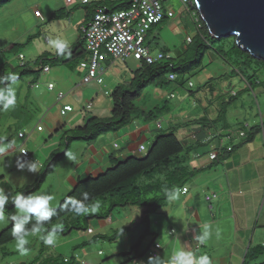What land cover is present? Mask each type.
<instances>
[{
    "label": "crops",
    "instance_id": "obj_1",
    "mask_svg": "<svg viewBox=\"0 0 264 264\" xmlns=\"http://www.w3.org/2000/svg\"><path fill=\"white\" fill-rule=\"evenodd\" d=\"M89 1V4L84 5L83 0H72L71 4H68L66 0H13L8 5L0 8V56L5 53L15 52L13 48L16 45L28 43L27 48L37 52L34 54L36 59L32 64H35L40 57L48 56L53 61L47 64L50 72L52 68L58 67L53 76V79L57 82V87L52 82L48 83V85H54L52 92L59 88V95L65 91L69 95L70 93L74 94L78 88L83 87V90L81 92L78 91L79 93L75 95L78 101L76 102L77 108H79V100L82 98L90 100L91 98V102L85 99L89 106L88 110L84 109L83 112L76 111L73 107L75 99L65 98L66 95H64L63 100L58 98L57 104L61 106V103H63L61 111L65 106H71L73 107V112L68 113L66 116H60L58 111L55 115L59 117L60 122H54L53 118H50L53 128H42V132L46 131L50 138L56 134H62L64 137L68 131L85 126L88 120L92 118L106 119L111 117L113 104L107 97H110L118 87L122 86V83H118L120 82L118 79H112L105 85L108 73L103 77L104 85L102 89L104 90V95L95 91V84L86 86L83 83L86 72L79 70L80 64L86 58L82 29L93 19L96 6H110L122 0ZM30 38L33 39L29 42ZM42 38L44 39L43 43L46 45L44 49L42 48L43 46L41 47L42 51L39 53L38 49L34 48L33 43L35 39L40 41ZM57 40L67 44L64 56H57L56 49L49 43V41ZM77 49H80L78 54L75 53ZM68 52H70V56ZM21 56L23 60H21ZM19 60L23 61L24 65L26 58L20 54ZM73 66L75 70L78 69V72L80 71L81 81L79 85H77L78 80L65 70V68H72ZM110 67H107V70ZM134 73H131V81L134 78ZM3 76L0 75V78ZM28 77H33L32 82L29 84L30 86L34 85V88L37 89L38 86L35 84L41 75ZM115 84L117 86L112 90ZM245 85L246 90L248 84L246 83ZM245 90L240 91V93L245 92ZM48 91L50 92L49 89ZM210 92L213 93L212 89H210ZM230 96L236 99L239 97V93L232 91ZM158 99L162 100L163 98L158 96ZM168 99H171V97ZM244 106V104H241V106L232 105L228 107L229 110L231 109L229 117L231 116L234 119L229 126L223 127V129H219L210 121V123H201L200 125H197L198 123L196 122V127L187 128L185 132H179L183 140L184 149L186 148L182 154V162L185 163L188 174H186L182 188L179 189L181 192L179 198L174 202H167L164 207L152 214L155 216L152 220L153 229L149 228L140 232L141 237H143L151 231L152 236L155 237L152 248H148L146 252L141 253V242H139V245L125 253H118L114 250V253L110 254L108 259L102 260L101 263L125 264L132 261L135 263L137 259L147 253L148 257H154L155 253L163 264H177L174 253L180 246L182 252L190 255L193 260H198L206 255L210 258L211 264H244L246 255L251 248L264 247V114L261 104H259L261 124H257L256 121H248L246 117L252 118L251 111L246 113ZM79 109L82 111L81 108ZM143 110L147 113L148 108ZM166 111H170V109L167 108ZM62 119L65 121L64 125L62 124ZM141 119L142 122L136 119L122 131L101 136L93 142L76 141L72 143L68 152L73 154L75 162H70L66 157L60 160L54 167L53 172L46 178L41 189L31 196L38 197L43 193L45 196L56 198L60 204L79 181L88 177H95L130 156L145 154L140 153L139 148L144 146L148 149L163 131V126L158 121L145 120V116ZM152 122H156V124ZM245 126H247V131L257 127L261 129L252 142L245 143L246 138L240 140L236 135ZM176 127L177 124H173L171 121L168 129L176 131ZM20 134L23 133L20 132L18 138ZM144 136L148 137L147 142H144ZM229 136L233 138V145L236 147L231 153H225L224 151L219 153L217 161L210 160V154L216 151L215 149L198 152L201 147L211 144L212 141L219 140L220 143L222 138ZM19 140L24 141L26 137L24 136L23 139L19 138ZM37 141L36 138L31 137L28 142L34 146L39 154L40 150ZM7 142L8 140H4V145H7ZM57 144L58 147L48 154L44 163L39 156L35 155V163L40 160L43 164L36 166V173L27 170L32 154H28L29 161L27 162L26 157L20 152L19 160L27 162V164L25 169L20 172L17 180L18 185H16L17 188L16 191H13V195L20 189L29 187L25 184L29 179L31 181L32 174L35 177L30 186L37 181L41 172L39 171L38 173L37 169L46 166L45 164L57 149L59 151L62 150L61 148L64 146L63 139ZM229 144L230 142L227 143V145ZM23 146L24 144L21 147ZM21 147L18 148V151ZM219 147L220 144L218 149ZM22 150L24 149L22 148ZM7 155H10V152L5 157H0V165L6 166L9 164ZM14 169H18L17 163L7 170L0 169V181H5L10 173H14ZM160 174L162 176L161 180H165L167 171L164 170ZM145 183H147L146 180ZM48 189H52L50 194H46ZM184 189L188 190L186 194H183ZM10 197L8 196V198ZM208 197L211 198V201H207ZM140 214V210L124 208L119 220L115 221L110 216L108 220L98 222L103 232L112 230L110 224L113 225L114 223L129 224L131 225L130 230H132V227L139 220ZM145 214L147 216L148 212L146 211ZM160 220L162 221L160 222ZM146 221L149 222V218ZM206 226L207 231L210 233V238L204 244H199L195 238L203 235ZM90 230L92 231L91 233L89 232ZM172 231L175 234L172 235ZM217 232L220 234L219 238L217 237ZM88 234L94 236L95 232L90 228ZM103 236L109 237L107 234H103L98 239L110 241L103 238ZM160 238H163V243L160 242ZM95 239H91L89 242L85 241L81 245H77L75 249H80L82 246L94 242ZM157 244L161 246L159 250L155 248ZM98 256H103L102 252H98ZM80 258L79 264H93L89 262L88 255H86L85 259L83 257ZM63 261L65 264H77L75 255L66 257ZM144 262L148 264V260ZM257 263L263 264L264 256Z\"/></svg>",
    "mask_w": 264,
    "mask_h": 264
},
{
    "label": "rangeland",
    "instance_id": "obj_2",
    "mask_svg": "<svg viewBox=\"0 0 264 264\" xmlns=\"http://www.w3.org/2000/svg\"><path fill=\"white\" fill-rule=\"evenodd\" d=\"M163 6L166 10H171L175 14V18L167 19L160 25L152 28L149 33L147 45L152 49L154 54H157L160 51H167L174 59H177L187 51L190 44L188 42V38L195 39L199 35L198 26L201 25L199 21V15L191 8L185 6L181 0H170L164 2ZM35 41L36 39L34 40L33 46L34 48H37L38 52L40 53L42 48L44 49L46 45L43 43L44 39L42 38L40 41ZM219 44L220 43L215 44L214 46L221 48V45ZM25 48L19 50L18 52L5 53L0 56V69L9 63V67H5V73L7 76L15 75L16 77H19L21 74V66L23 65V61L19 60L20 54L25 56V63H31V67H34L32 63L36 59L34 54L37 52L28 49L27 47ZM106 66L111 67L106 72L108 74L106 76L105 85H107L112 79H118V81L120 80L118 83H122V87H128L132 83L130 80L131 73L139 70L140 63L133 59H129L124 63L121 61L112 62L109 60V62L106 63ZM56 68L58 67L52 68L49 74H44L42 72L41 77L35 84L38 86L37 89L34 88V85L30 86L29 84L32 82L33 77H24L23 79L18 80L16 85H12L15 90V108L9 109L7 112H5L2 106H0V138L6 137L5 140H8L7 145L9 142L14 143V147L9 151L10 155H7L9 164L6 166L0 165V169L7 170L9 167L16 165L17 160H19L22 148L28 154H32V159L28 163L29 165L35 163V155L39 156L41 161L44 163V160L48 154L58 147L57 143L62 141V134H56L54 137L50 138V136L46 134V131L42 132V128H53L50 123L51 117L53 118L54 122H60L59 117H56L55 115L58 113V111L60 116H62L61 107L63 103H61V106L57 104L59 88L53 92H49L47 89L49 82L54 83V85L57 87V82H55L53 79ZM72 68H65V70L78 80L77 85H79L81 81V76H79L80 71L78 72V69L75 70L74 66ZM238 69L243 71V68L241 67ZM51 79L53 80L50 81ZM182 82L184 83L182 84ZM189 82L193 84V88H189ZM125 83L129 84L126 85ZM255 83L260 84L258 85ZM245 84L246 82L243 80V77L238 72L233 73L230 65H228L224 59L215 52L214 49H210L208 50L204 58L203 66L200 69H195L187 75H179L177 77V81L171 82L163 87L159 85L150 86L144 91L143 97L136 103V106L142 110L144 108H148L147 114L148 112L155 113L156 120L163 126V131L161 134L170 132L168 127L171 121L173 124H177L175 133H177L178 138L181 139L180 141L182 142L183 140L180 137L179 132H185L187 128L192 129L196 127V122L198 123L197 125H200L201 123L206 124L210 123L211 121L219 129L229 126L234 119L231 116L229 117L231 109L229 110L228 107H231L232 105L241 106V104H244L245 112L249 113L251 111L252 115V118L247 116L246 119L248 121H256L257 124H261L259 104H261L262 112L264 114V69L253 78L254 90L249 87V90H245ZM103 85L99 86L95 84L94 87H96V92L104 95V90L102 89ZM116 86L117 84L113 85L112 90H114ZM6 87L7 86L5 85H0V89H4ZM210 89H212L213 93L210 92ZM82 90L83 87H80L74 94L70 93L69 95H67V91L64 90L65 92H63V94L66 95L65 98L75 99V104H73V107L79 112H83L84 109L88 110L89 104L87 103L91 102V98L90 100L88 98H82L79 100L80 103H78V107L81 108L82 111L76 107V102L78 101L75 95ZM242 90H245V92L240 93ZM232 91L239 93V97L233 100L231 103L230 93ZM158 96L162 97L163 99H158ZM171 96H174V98L168 99ZM107 98L111 100L110 97ZM85 99H88L87 103L85 102ZM164 107H166V109H170V111H161V109ZM156 108L158 109L157 111ZM224 111L227 112L224 113ZM137 121L142 122V119L138 118ZM64 123L65 121L62 119V124L64 125ZM152 123L156 124V122ZM20 132L25 135L26 140H19L18 134ZM31 137L38 140L37 145L39 146L40 150L39 154L34 146L28 142ZM147 140L148 137L144 136V142H147ZM226 141L228 142V140ZM23 144L24 146L21 147ZM219 144V140H214L211 142V144L201 147L198 152L210 151L213 149L217 150ZM7 145L3 146L6 147ZM20 147L21 149L18 151V148ZM61 149L64 151L65 147L63 146ZM39 164H42L40 160L36 162V166ZM47 164L48 161L45 165L47 166ZM46 166H42V168ZM42 168L37 169V172H42ZM167 168L168 166L163 165L157 169L155 182H159L162 178L160 174L161 171L166 170L168 173L172 172V170ZM20 172L21 170L14 169V173H10L5 181H0V189L4 190V193L7 197L11 196L8 198L9 202L6 203L5 206L12 203L11 201L13 197L20 196L19 194L13 195V191H16L17 188L16 185H18L17 180L20 176ZM32 175L33 177L31 178V181L29 179L26 184L24 182L26 186H30V184L33 183L35 175ZM178 179L179 186H182L185 181V177L183 179L182 177ZM51 190L48 189L46 194H50ZM40 196L45 195L42 193ZM58 206V201L56 198H53L49 204V210L56 209ZM132 209L141 211L139 220L136 222V225L132 227V230L122 236V238L114 240L113 242L98 239V237L102 236L103 234H107L109 237H112L117 231H120L121 229H131V225L114 223L113 225L110 224L112 230L103 232L100 229V223L95 220L90 223V228H92L95 232L94 236L88 234V231H72L66 235L56 234V243L54 247H46L43 241L40 239V235L46 236L48 234L46 228H43L46 230L43 233L36 236L30 234L25 237V239L28 240L26 245V248L28 249L27 256H21L19 252L16 251V241H13L0 248V264H65L63 259L66 257H72L73 255H75L77 264H79V259H81L80 257L85 259L86 255H88L89 262L93 264H103L101 261L108 259L109 255L114 253V250L118 253H125L139 245V242H141L140 251L141 253H144L148 248H152L155 237L152 236L151 231L149 234L146 236L144 235L143 237H141L140 232L149 228H154L152 226V220L155 218V216H146L145 212L147 211V208L132 207ZM123 212L124 209H115L112 211L111 216L113 219H115V221H117L119 220L120 214H123ZM4 215L6 218L8 216H15V208L12 210H5ZM147 218H149V222L146 221ZM161 221L162 220H160V222ZM11 224V220H9L7 226L4 223H0V232L9 227ZM56 225H62L64 227V225L60 222L53 224L51 227ZM94 238H96L94 242L86 246H82L80 249H75L77 245H81L85 241L89 242ZM160 242L163 243V238H160ZM223 242L225 241L223 240ZM98 252H102L103 256L99 257ZM181 252L182 248L179 246L175 251L174 256L177 257ZM147 255L148 253L137 259L135 263L132 261L126 262L125 264H145L144 261L149 259Z\"/></svg>",
    "mask_w": 264,
    "mask_h": 264
},
{
    "label": "trees",
    "instance_id": "obj_3",
    "mask_svg": "<svg viewBox=\"0 0 264 264\" xmlns=\"http://www.w3.org/2000/svg\"><path fill=\"white\" fill-rule=\"evenodd\" d=\"M12 1L0 0V8ZM130 3L131 0H122L106 7L112 12L123 11L129 8ZM191 9L197 13L194 6ZM200 23L201 25L198 26L199 35L195 39H191L185 53L177 59L172 57L170 61L159 62L151 66L142 65L134 73L132 83L128 87H118L110 95L113 104L111 117L106 119L92 118L88 120L85 126L68 131L63 137L65 150L54 152L37 181L31 186L17 191L16 195L19 194L27 198L37 193L48 175L53 172L56 164L65 157V153L69 151V146L72 143L76 141L93 142L101 136L118 133L131 125L136 119L144 116L145 120H156L155 113L149 112L147 114L136 106V103L143 97L144 91L150 86L159 85L163 87L171 83L168 80L170 74H176L178 77L179 75H187L195 69H200L210 49H214L230 65L233 73L238 72L248 84V87L254 90L253 78L263 71L264 62L254 59L249 53L241 50L235 44L233 38L213 39L205 23L202 20H200ZM32 39L30 38L29 42ZM218 43H220L221 48L214 46ZM27 45L28 43L16 45L13 50L18 52ZM163 52L168 53L167 51ZM75 53H80V49L75 50ZM49 62L53 61L48 56H42L33 64L34 67H31V63H25L21 66L22 71L18 80L32 75H41ZM5 67H9V64H6L0 70V75H4L3 77L6 76ZM239 67L243 68V71L238 69ZM255 84L259 85L260 83ZM0 85L7 86L2 83ZM233 100H235L234 97L231 98V102ZM161 111H166V108L164 107ZM226 112L224 111V113ZM260 130L259 127L249 129L246 133L245 143L252 142ZM184 152V146L175 131L160 134L145 154L130 156L98 176L79 181L59 206L50 210L53 215L48 222H41L42 228H46L47 232H51L53 228L51 226L60 222L64 227L57 234L66 235L72 231L87 232L90 229L91 222L108 219L115 209L141 207L147 208L148 215L155 214L168 202L165 193L182 188V186H179L178 178H186V174H188L187 167L182 162ZM163 165L168 166L172 172H167L165 180L160 179L159 182H155L156 171ZM145 180L147 183H145ZM85 193L87 194L86 199ZM68 199L83 203L85 207H91L98 201L100 203L99 212L98 214H81L77 216L74 212L67 211L72 208L71 204L68 205L67 209H64L65 201ZM14 208L13 203L5 206V210ZM36 223L37 218L30 217L29 222L24 225L25 230H30L33 226H36ZM12 228L13 223L0 232V248L16 241L12 236ZM129 230V228H125L122 229L123 235H120V231H117L114 236H103V238L114 241L124 236ZM262 256H264V247L251 248L246 255L244 264H258L257 262Z\"/></svg>",
    "mask_w": 264,
    "mask_h": 264
},
{
    "label": "built area",
    "instance_id": "obj_4",
    "mask_svg": "<svg viewBox=\"0 0 264 264\" xmlns=\"http://www.w3.org/2000/svg\"><path fill=\"white\" fill-rule=\"evenodd\" d=\"M68 4L72 0H66ZM108 1V0H105ZM170 0H131L128 9L123 11H110L104 5L95 7L93 19L83 27V34L85 40V60L80 64V70L85 71L86 75L83 79L85 85L95 83L99 86L104 84V75L107 72L106 63L121 61L126 62L129 59L138 61L142 65H154L159 62L170 61L172 56L163 51L154 54L152 49L147 45L149 33L155 26L160 25L167 19L175 18V14L171 10H166L163 6L164 2ZM182 3L191 8L193 7V0H181ZM89 0H83V4H89ZM199 17V21H200ZM191 43V38H188ZM21 60L23 57L21 56ZM44 73H49L50 68L46 66ZM170 82L177 81L176 74L168 76ZM189 88H193V84L189 82ZM48 89L54 90V85L49 84ZM64 94L59 95V100L64 99ZM174 96H171L173 99ZM73 112V107L65 106L61 114L66 116ZM247 126L236 135L240 140L246 138ZM24 134H20L19 138L23 139ZM230 142L227 145V141ZM118 147V146H116ZM233 138L227 137L220 140V147L210 154L211 161L219 159V153H231L234 150ZM147 149L144 146L139 148L140 153H146ZM22 154L29 161V155ZM187 189L183 190V194L187 193ZM207 201H211L208 197ZM92 232L91 230L89 231ZM175 234L172 231V235ZM156 250L161 248L160 245L155 246ZM154 257L157 255L154 253Z\"/></svg>",
    "mask_w": 264,
    "mask_h": 264
},
{
    "label": "clouds",
    "instance_id": "obj_5",
    "mask_svg": "<svg viewBox=\"0 0 264 264\" xmlns=\"http://www.w3.org/2000/svg\"><path fill=\"white\" fill-rule=\"evenodd\" d=\"M50 45L56 49L57 56H64L66 43L61 41H49ZM70 56V52H68ZM0 83L6 84L7 87L4 89H0V106H2L3 110L7 112L9 109H14L16 106L15 101V90L12 85H16L18 83V77L15 75L5 76L0 78ZM5 138H0V157H5L6 154L9 153L10 149L14 147L13 142H9L5 147L4 140ZM147 152V151H146ZM22 154H26L25 152H21ZM65 157L70 162H75V157L71 152H66ZM27 162H21L17 160V168L18 170H24ZM29 172L36 173V163L30 164L27 169ZM85 199L87 198V194L85 193ZM167 196L168 202L176 201L181 195L180 190L173 189L170 193H165ZM53 197L51 196H28L25 198L24 196H16L12 198V203L15 205V216L5 217V204L9 202L8 197L5 195L4 190L0 189V223H4L7 226L9 220L13 223L12 228V236L13 239L17 242L16 251L19 252L21 256L28 255V249L26 245L28 240L25 239L28 235H39L46 231L42 228L41 222H48L53 215V213L49 210V204ZM71 204L72 208L68 209L69 212H74L75 215H89V214H98L100 203L97 201L91 207H85L83 203H80L73 199H68L65 201L64 209H67L68 205ZM36 217L37 223L36 226H33L30 230H25L24 225L29 222L30 217ZM23 217V219H21ZM63 230L62 225H56L52 228L51 232L48 234L40 235V239L43 241L46 247H54L56 243V234ZM120 235H123L122 229L120 230ZM219 232H217V237L219 238ZM210 238V233L207 231V226L203 232L202 236L196 237L195 239L199 244H204ZM163 264L162 261H159V257H149L148 264ZM177 264H211L209 258L205 255L200 257L198 260H193L190 255H186L181 252L176 257Z\"/></svg>",
    "mask_w": 264,
    "mask_h": 264
},
{
    "label": "water",
    "instance_id": "obj_6",
    "mask_svg": "<svg viewBox=\"0 0 264 264\" xmlns=\"http://www.w3.org/2000/svg\"><path fill=\"white\" fill-rule=\"evenodd\" d=\"M193 5L213 39L233 38L264 62V0H193Z\"/></svg>",
    "mask_w": 264,
    "mask_h": 264
}]
</instances>
